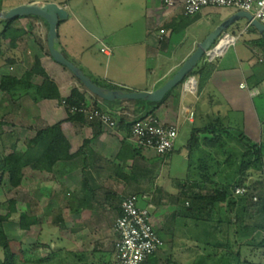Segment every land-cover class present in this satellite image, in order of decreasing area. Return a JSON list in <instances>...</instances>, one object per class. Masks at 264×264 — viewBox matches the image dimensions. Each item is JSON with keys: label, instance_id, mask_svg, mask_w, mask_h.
<instances>
[{"label": "crops", "instance_id": "obj_1", "mask_svg": "<svg viewBox=\"0 0 264 264\" xmlns=\"http://www.w3.org/2000/svg\"><path fill=\"white\" fill-rule=\"evenodd\" d=\"M73 1H55L70 13L59 26L64 52L106 85L136 91H152L163 86L195 52L200 42L238 13L231 8L207 7L194 17L187 16L181 6L167 7L164 0H145L148 12L144 17L145 31L141 38L133 35L135 26L129 20V9L125 10L127 14L122 10L118 12L126 18L122 30L112 29L106 38H102L103 34L97 36L86 29L81 22L84 16L79 6L81 0L75 7ZM19 21L22 26L29 27L24 36L15 42L0 36V157L10 152L13 144L16 151L25 153L29 142L40 130L56 124L61 126L71 145L72 158L59 160L50 176L41 179L26 167L21 184L13 190L15 214L19 215L14 236L22 241L30 233V245L37 251L42 247L47 251L56 248L53 253L48 252L52 254L44 256L49 258L46 264L58 263L59 257L63 264H115L119 237L114 227L121 214L122 201L131 195L142 196L148 201L147 207L154 209V199L162 191L161 185L175 181V178L171 180V172L177 167L174 166V156L179 150L176 148L173 153L162 156L154 149L138 147L130 136L135 117L155 110L153 114L162 122L179 121L181 133L184 127L196 124L201 108L203 117L214 110V119H225L226 114H239L244 131L254 134L249 136L251 139L259 140L264 136V120H261L264 119V39L245 18L229 28L230 31L240 25L244 28L240 34V38L243 37L240 45L239 38L224 57L212 63L200 62L203 71L192 75L197 79V92H188L183 82L157 106L144 101L112 102L96 96L80 83L71 70L54 60L44 20L28 16ZM4 28L5 22L0 19V35ZM155 29L159 32H154ZM162 29L166 33L162 34ZM89 35L100 38L99 50ZM172 44L175 46L173 53L170 52ZM104 46L110 48V54L102 51ZM151 57H155L156 64L150 65ZM134 59L139 62V67L135 66L133 72L136 70L143 74L139 80L134 76H122L130 67L128 62ZM37 62L41 69L36 66ZM32 68L35 73L30 77L27 72ZM42 69L56 85L57 93L51 90L49 96L36 100L37 94L42 95L41 87L45 81ZM4 77L18 80L24 77L27 84L40 89L29 86L23 93L21 83L11 82L12 92H8L1 87ZM74 89L84 95L85 104L89 107L112 114L118 126L110 128L70 113L63 101L68 102ZM185 107L194 110L192 121L189 111H183ZM185 148L184 162L188 163L189 151ZM183 169L187 171L188 166ZM23 213L30 214L32 223L29 229L21 226ZM175 213L178 211L171 214L172 220ZM163 233L166 235V229ZM74 241L77 244L71 248ZM184 243L174 239L171 244L180 247L193 245L188 240ZM166 252L167 249L161 250L154 264H194L196 261L193 254H176L172 259ZM54 253L59 255L55 259L51 257Z\"/></svg>", "mask_w": 264, "mask_h": 264}, {"label": "trees", "instance_id": "obj_2", "mask_svg": "<svg viewBox=\"0 0 264 264\" xmlns=\"http://www.w3.org/2000/svg\"><path fill=\"white\" fill-rule=\"evenodd\" d=\"M25 17L3 20L5 28L0 36L10 40V42H15L24 36L26 30L17 27L15 23L20 18ZM36 66L40 68V63L37 62ZM202 71L203 68L199 64L190 75H196ZM34 73L35 71L32 68L27 72V75L32 77ZM42 74L45 79L41 87L42 95L38 96L37 94L36 100L49 96L51 90L57 93L56 85L50 80L44 69H42ZM93 80L97 84L110 89H125L119 86L101 84L98 80ZM11 82H14V84L21 83L23 93L29 86L34 87L35 90L40 89L38 86L27 84L24 77L20 80L4 77L1 87L10 92ZM80 83L83 84L81 81ZM165 99L161 102L148 103L157 106L161 105ZM68 102L71 105L84 106V95L78 89H74ZM154 111L149 113L153 114ZM75 116L83 115L75 114ZM233 120L234 117L230 115L225 119L216 118L207 121L201 127H194L186 146L189 151L190 162L187 178L191 183L189 190H184V195L188 196L192 203L188 202V206L185 203L182 204L181 208L179 207L178 214L173 215V219L185 218V221L192 220V222H195V232L185 233L184 238L185 241L195 242L193 244L196 246L186 247L185 245L182 247V250L185 249V255L193 254L197 246L203 249L204 254H198L194 264H233L235 258L232 255L236 254L232 253V250L234 243L240 241V236H242L243 241L246 238L249 239V243L253 247H264V190L255 191L251 189L247 195L236 194L234 190V183L239 184V181H234L237 175H242V172L251 165L263 160L264 141H253L243 128L235 126ZM70 148L71 145L59 124L40 130L37 136L29 142L28 150L25 153L16 151L15 144H13L11 151L0 157V196L7 188L14 189L21 184L23 169L26 167H30L41 179L50 176L54 165L59 160L72 158ZM197 149L205 151L207 158L203 155L200 156V163L195 167L192 162ZM215 149L223 154L228 152L226 160L219 161ZM236 158H240L238 165H236L238 168L223 177L222 170H219L221 164L234 165ZM255 197H257V200H255ZM220 203H227L226 209H219L217 205ZM10 204L9 212L6 215H0V248L4 252V258H0V264H46L49 258L37 259L33 255L29 256L20 247H12V242L9 240L5 228V224L9 221L12 213L16 212L15 201L10 200ZM20 223L22 228H30L32 221L29 213L21 214ZM158 233L160 235L159 231ZM172 234L174 235V232ZM259 236L260 238L255 240ZM171 243H173V240ZM166 246L167 243L164 240V246L152 255L146 264H150L153 257L157 256L161 250H165ZM54 254L51 256L53 259L59 256L58 253ZM236 261L241 263L238 257ZM53 264H63L62 258L59 257V262Z\"/></svg>", "mask_w": 264, "mask_h": 264}, {"label": "rangeland", "instance_id": "obj_3", "mask_svg": "<svg viewBox=\"0 0 264 264\" xmlns=\"http://www.w3.org/2000/svg\"><path fill=\"white\" fill-rule=\"evenodd\" d=\"M35 1H59V2H64L65 0H0V10H8L11 9L13 7L22 5V4H26V3H31V2H35ZM77 1L79 0H74L72 3L74 4L73 6L75 7V4L77 3ZM135 3V4H134ZM80 10L84 11L83 15V19L81 17V22L84 23L85 27L87 30H89V32L94 33V35L97 34H103L102 38H106V36L108 35L107 32L113 31L112 29H118L119 31L122 30V27L125 24V20L126 18H123V14H127L126 11L127 9H129L130 11V22H133L135 28H134V32L133 35L135 38H141V35L144 33L145 31V19L144 17H146V13L148 12L146 9V2L145 0H81L80 1ZM121 7V8H120ZM126 8V9H125ZM76 9V13H77ZM122 10V11H121ZM126 10V11H125ZM121 11L123 12V14H118V12ZM78 14V13H77ZM119 15V16H118ZM81 16V15H80ZM195 17V16H194ZM2 20V19H1ZM188 21V19H187ZM16 26L17 27H21L22 23L21 21L17 20L16 21ZM24 30H26L27 32V28L29 29V27H25L24 24L21 27ZM232 32L236 33V34H242V30H244V28L242 27V25L235 27V28H231ZM118 31V32H119ZM177 32L179 31V29L176 30ZM154 32H159V30H154ZM106 35H105V34ZM178 33L174 34L177 35ZM98 36V35H97ZM110 37V36H109ZM245 37V36H244ZM90 40L92 41V43L94 44V46H96V48L99 50L101 47L100 41H98V38H92L89 35ZM242 36L238 42V44L240 45L242 42ZM142 49V48H141ZM140 51V50H139ZM157 51V50H155ZM175 51V46L174 44H172L170 52L173 53ZM232 52V51H231ZM154 53V51L152 52ZM155 57H151V62L150 65H154L155 63ZM133 61V62H132ZM129 63L128 66H130L127 70V72H123L122 76L124 78H135L137 80L142 79L143 74L141 72H133V68H135V66L139 67V62L134 59ZM134 63V64H133ZM133 64V65H132ZM134 73V74H133ZM93 79L97 80L95 77H92ZM99 83L101 84H105L104 82H102L101 80H98ZM263 106V105H262ZM201 109V108H200ZM200 109H199V114H198V119H197V123L195 125H191V127L186 126L184 127V129L182 130V132L180 133V137L178 139L176 148L179 150V152L174 156L175 162H174V166H177L176 168L173 169L172 176H171V180H173L175 178V181H168L166 182V184L161 185L162 191H160V193L158 194V197L154 199L155 202V208H150V212L153 216V222L154 225L156 227V230L159 231L162 235L163 240H166L167 246L168 244L170 246H166L167 252L168 253V257L172 258L177 254V256H181V255H185L186 252H184L185 249L182 250V246L180 247V245L176 244L175 246H173L169 240H174L181 243V244H185V238H184V234L185 233H193L194 228H195V222L191 221H185V218H174L172 220L171 218V214L175 211H179V209L181 208L182 204H186L188 206V202L192 203L191 200L188 198V196L184 195V190H189V185L191 183V181L186 178L188 176L189 172V164L190 162L187 163L184 162V154L186 151V146L187 143L189 142V139L192 135V129L194 127H201L202 125H204V123H206L207 121L210 120H214V113L216 114V112L213 110V112H211L210 114H208L206 117H203V115L200 114ZM231 114V113H230ZM261 114V113H260ZM262 115V114H261ZM225 117H227V114L224 115ZM232 117L234 118V124L235 126H239L241 128H244L243 126V120H241V116L239 114L235 115L234 113L231 114ZM249 116H251L249 114ZM261 120L263 121L264 119L261 118ZM241 123V125L239 124ZM249 129V128H248ZM247 130V129H246ZM248 134V133H246ZM248 136H254L253 133H250V135L248 134ZM262 139L259 140H253L255 142H263L264 141V136H262ZM205 148V147H204ZM215 153L218 156V160L219 161H224L226 160V157L228 155V152L226 154H223L222 152H218L216 149L214 150ZM181 153V156L179 155ZM205 154V155H204ZM207 156V153H205V151L201 150V149H197L195 151V154L193 156V166H198L200 161V156ZM207 158V157H206ZM255 159V157H254ZM238 160L240 161V158H236L234 160L235 164L234 165H229V164H221V168H219V170H222L223 172V177L226 176V174H228L231 171L236 170L238 167L236 165H238ZM184 164V165H183ZM184 166H188V169L186 171V169L184 170L183 167ZM179 169V170H178ZM224 170V171H223ZM183 173V176L180 175L181 173ZM169 178V177H167ZM180 178V179H179ZM182 181L179 182V181ZM234 181H239V184L236 182L234 183L235 187V193L236 194H240L237 192L238 188L244 187L246 189H248L249 191L252 190H264V158L261 162L258 163H254L253 165H251L248 169H246L244 172H242V175L239 174L237 175L236 180ZM241 182V184H240ZM242 182H243V186H242ZM14 189H6L4 191V193L1 194L0 196V215H6L9 212V208H10V200H14ZM197 191V190H196ZM5 194V195H4ZM15 206H16V201H15ZM139 206L140 207H147L148 206V201L144 200L141 196V198H139ZM218 208H224L226 209L227 207V203H220L219 205H217ZM180 207V208H179ZM28 208V212H29ZM16 212L12 213L9 221L6 222L5 224V228H6V232L8 234L9 240H11L12 242V247H16L20 249H23L27 252V254L29 256L33 255L35 256V258L37 257H41L44 258L45 255L47 254H52V251L57 250L56 248L51 249L52 251H47V248L42 247V249L37 248L38 251L36 250V248L32 247L30 244L31 240V234L27 233L28 236H24V240H19L18 237L14 236V230H15V226H18V222H19V215L15 214ZM30 215V214H29ZM168 226V227H167ZM169 228V229H167ZM171 228V229H170ZM166 229V235L165 233H163V231ZM196 229V228H195ZM174 232V236H172V232ZM56 233V232H55ZM239 235V234H238ZM241 235V233H240ZM166 236L168 238H166ZM17 238V239H16ZM20 238V237H19ZM240 241L235 242L232 253L236 254V255H232L234 256L235 260H233V264H264V247H253L252 245H250L251 243L249 239L246 238V240H242V236L239 237ZM260 238L257 237L258 240ZM258 242V241H257ZM195 243V242H193ZM77 243L74 241V244L71 246L74 247ZM256 244V243H255ZM192 246H196L195 244H193ZM193 248V247H192ZM75 249H78V247H75ZM224 249V248H223ZM36 250V251H34ZM48 252H52V253H48ZM165 254V253H164ZM198 254H204V251L201 247L197 246L196 250L194 251L193 255L195 258ZM164 256V255H163ZM237 257L241 260L240 262H237L236 259ZM0 258H4V252L3 249L0 248ZM159 257L158 255L153 257V259L150 261V264H154L156 260H158ZM243 262V263H242Z\"/></svg>", "mask_w": 264, "mask_h": 264}, {"label": "built area", "instance_id": "obj_4", "mask_svg": "<svg viewBox=\"0 0 264 264\" xmlns=\"http://www.w3.org/2000/svg\"><path fill=\"white\" fill-rule=\"evenodd\" d=\"M167 7H183L187 16H195L207 7L231 8L236 11L250 12L264 25V0H164ZM161 33H166L165 29ZM240 34L225 30L214 45L206 51L202 61L212 63L224 57L227 51L236 45ZM102 51L110 54V48L104 46ZM185 89L195 94L197 92V79L190 75L184 81ZM245 85H243L244 87ZM258 92H253L257 94ZM72 114H80L90 121H97L110 128L118 126V121L104 109L92 108L88 105L76 106L63 101ZM190 114L191 121L194 110L184 108ZM180 122L165 123L156 115L147 113L135 117L131 123V139L140 148H150L162 156L171 154L180 137ZM242 195L249 194V190L242 187L237 189ZM257 200V197H255ZM149 207L139 206V197L131 195L122 201L121 214L115 223V232L119 240L117 243V257L115 264H146L157 251L164 246V240L159 235L153 222Z\"/></svg>", "mask_w": 264, "mask_h": 264}, {"label": "water", "instance_id": "obj_5", "mask_svg": "<svg viewBox=\"0 0 264 264\" xmlns=\"http://www.w3.org/2000/svg\"><path fill=\"white\" fill-rule=\"evenodd\" d=\"M69 15L70 13L67 8L55 1H35L8 10H0V19L2 20H13L14 18L25 16H34L44 20L49 30L48 45L54 60L71 70L76 78H78L90 92L104 100L112 102L124 100L144 102L163 101L170 91L182 84L196 69L202 61L206 51L214 45L222 33L242 18L247 19L250 25L255 27L264 39V25L261 24L252 13L239 11L200 42L195 52L184 62L176 74L160 88L152 91L110 89L97 84L84 68L71 60L64 52L59 38V26L62 21L69 18Z\"/></svg>", "mask_w": 264, "mask_h": 264}, {"label": "clouds", "instance_id": "obj_6", "mask_svg": "<svg viewBox=\"0 0 264 264\" xmlns=\"http://www.w3.org/2000/svg\"><path fill=\"white\" fill-rule=\"evenodd\" d=\"M189 76H190V75H189ZM189 76H188V77H189Z\"/></svg>", "mask_w": 264, "mask_h": 264}]
</instances>
